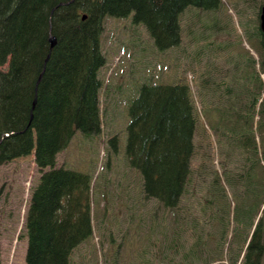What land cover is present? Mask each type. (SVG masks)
<instances>
[{"label":"trees","instance_id":"obj_1","mask_svg":"<svg viewBox=\"0 0 264 264\" xmlns=\"http://www.w3.org/2000/svg\"><path fill=\"white\" fill-rule=\"evenodd\" d=\"M220 5L221 0H0V42L21 50L9 88L28 108L20 127L0 132V168L34 154L42 174L25 215V264H74L77 248L93 236L91 179L57 167L58 155L78 131L101 132L102 92H112L102 78L105 19L130 16L157 50L182 51L197 88L195 96L189 94L181 76L174 83L143 84L129 107L127 156L142 175L143 193L130 205L131 216L148 210L153 263L228 258L230 264H264V0L257 18L245 22L246 41L258 58L243 47L241 35L235 46L222 39L213 16ZM207 13L212 26L205 25Z\"/></svg>","mask_w":264,"mask_h":264},{"label":"rangeland","instance_id":"obj_2","mask_svg":"<svg viewBox=\"0 0 264 264\" xmlns=\"http://www.w3.org/2000/svg\"><path fill=\"white\" fill-rule=\"evenodd\" d=\"M260 3L261 0H221V5L213 14L219 20L216 25L222 27V39L228 37L235 46L240 41L238 34L241 35L243 47L253 52L256 58L258 56L246 41L245 22L247 17L257 18ZM211 14L207 13V18L204 16L209 20L206 26H212ZM191 16L193 13L188 12L187 17ZM187 17H183L185 28L189 24ZM149 38L147 30L143 25L134 23L132 16L105 19L102 48L107 61L102 78L112 92L107 89L102 92V130L94 135L78 131L68 148L58 155L57 167L64 165L65 169L84 173L91 179L93 236L77 248L73 255L74 264H155L146 235L148 210L141 208L135 216H131L133 204L140 201L143 193L142 175L131 166L127 156L129 107L143 84H169L181 79L180 83L188 85L192 96L196 95L197 88L194 74L187 73L185 69L187 62L185 56L180 55L182 51L172 49L161 52ZM189 39L185 33V48L189 47ZM20 56L19 47L0 42L2 133L20 127L27 117L28 108L14 100L8 84L10 70ZM188 57L191 60L195 58L193 51L188 53ZM182 70L184 73L181 75ZM195 105L199 108L198 101ZM41 175L33 154L0 168V186L6 183V191H11L6 199H0V220H8L7 213L12 212L11 223L14 229L16 227V234H22L21 242L19 239L17 242V235L13 236L9 247H6L5 236L0 235V248H8L5 255L3 252L0 254V264H25V215L31 192ZM219 250L214 242L217 257H220ZM214 264H230V261L227 258Z\"/></svg>","mask_w":264,"mask_h":264},{"label":"flooded vegetation","instance_id":"obj_3","mask_svg":"<svg viewBox=\"0 0 264 264\" xmlns=\"http://www.w3.org/2000/svg\"><path fill=\"white\" fill-rule=\"evenodd\" d=\"M259 18H260V16H259ZM10 192L11 191H6V183H3L2 186H0V199L1 200L2 199L3 200L6 199V197L8 195H10L9 194ZM11 213L12 212H10V211L7 213V219L8 220H6V219L5 220L4 219L0 220V230H1L0 231V235L5 236V240L4 241H6L8 243V244H6V247L11 246V240L13 239V236L17 235V242L22 238L21 232L16 234V227L14 229V225H13V223H11V219H12V214ZM20 242H21V240H20ZM7 249L8 248H6V249H1L0 248V254L3 252V255H5L6 252H7Z\"/></svg>","mask_w":264,"mask_h":264},{"label":"water","instance_id":"obj_4","mask_svg":"<svg viewBox=\"0 0 264 264\" xmlns=\"http://www.w3.org/2000/svg\"><path fill=\"white\" fill-rule=\"evenodd\" d=\"M85 18V17H84ZM260 27L263 33V40H264V7L261 9V14H260ZM56 40L55 38L51 39V46L52 48L55 46Z\"/></svg>","mask_w":264,"mask_h":264}]
</instances>
